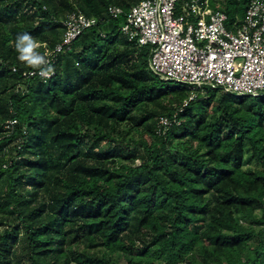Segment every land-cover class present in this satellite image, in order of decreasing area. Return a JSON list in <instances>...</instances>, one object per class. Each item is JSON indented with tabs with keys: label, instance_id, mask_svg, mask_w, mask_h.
Instances as JSON below:
<instances>
[{
	"label": "trees",
	"instance_id": "16d2710c",
	"mask_svg": "<svg viewBox=\"0 0 264 264\" xmlns=\"http://www.w3.org/2000/svg\"><path fill=\"white\" fill-rule=\"evenodd\" d=\"M139 1L0 0V264H264V91L190 100L122 32ZM251 1L208 0L233 30ZM77 12L99 21L23 76L17 35L44 53Z\"/></svg>",
	"mask_w": 264,
	"mask_h": 264
},
{
	"label": "built area",
	"instance_id": "2783aa9c",
	"mask_svg": "<svg viewBox=\"0 0 264 264\" xmlns=\"http://www.w3.org/2000/svg\"><path fill=\"white\" fill-rule=\"evenodd\" d=\"M108 10L113 17L123 12L117 6ZM226 20V13L211 8L208 0H140L127 13L121 30L129 40L153 47L151 70L163 79L189 85L190 100L206 86L258 94L264 91V0L250 2L235 30L227 28ZM98 21L83 12L70 14L63 21V40L45 51L52 64L58 53ZM37 75V69L23 72L25 77ZM160 123L168 125L169 120L161 118Z\"/></svg>",
	"mask_w": 264,
	"mask_h": 264
},
{
	"label": "clouds",
	"instance_id": "9594fccd",
	"mask_svg": "<svg viewBox=\"0 0 264 264\" xmlns=\"http://www.w3.org/2000/svg\"><path fill=\"white\" fill-rule=\"evenodd\" d=\"M41 43L29 33L18 34L15 41V50L18 59L32 69H37L39 75L47 81L55 72L54 65L47 52L41 53Z\"/></svg>",
	"mask_w": 264,
	"mask_h": 264
},
{
	"label": "rangeland",
	"instance_id": "374dc122",
	"mask_svg": "<svg viewBox=\"0 0 264 264\" xmlns=\"http://www.w3.org/2000/svg\"><path fill=\"white\" fill-rule=\"evenodd\" d=\"M218 3V5L220 4V3H222V2H217ZM221 6L223 5V4H220ZM211 8H213V9H216V8H214V7H212V6H210ZM137 163H139V161H137Z\"/></svg>",
	"mask_w": 264,
	"mask_h": 264
}]
</instances>
